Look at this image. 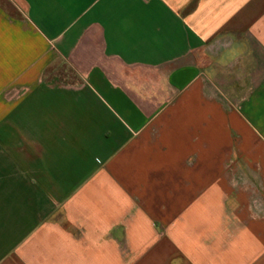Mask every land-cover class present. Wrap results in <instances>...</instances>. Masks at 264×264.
Listing matches in <instances>:
<instances>
[{"label":"crops","instance_id":"obj_1","mask_svg":"<svg viewBox=\"0 0 264 264\" xmlns=\"http://www.w3.org/2000/svg\"><path fill=\"white\" fill-rule=\"evenodd\" d=\"M0 264H264V0H0Z\"/></svg>","mask_w":264,"mask_h":264}]
</instances>
